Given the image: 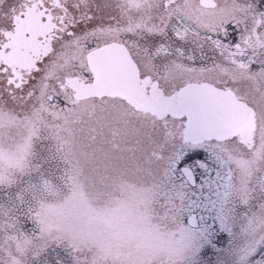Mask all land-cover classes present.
Masks as SVG:
<instances>
[{"label": "snow or ice", "instance_id": "obj_1", "mask_svg": "<svg viewBox=\"0 0 264 264\" xmlns=\"http://www.w3.org/2000/svg\"><path fill=\"white\" fill-rule=\"evenodd\" d=\"M0 264H264V0H0Z\"/></svg>", "mask_w": 264, "mask_h": 264}]
</instances>
